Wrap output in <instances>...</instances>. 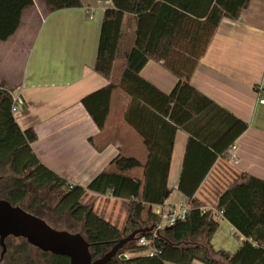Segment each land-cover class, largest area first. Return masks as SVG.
Masks as SVG:
<instances>
[{"label":"trees","instance_id":"1","mask_svg":"<svg viewBox=\"0 0 264 264\" xmlns=\"http://www.w3.org/2000/svg\"><path fill=\"white\" fill-rule=\"evenodd\" d=\"M111 1L113 6L105 10L101 25L95 71L111 79L120 56L126 13L137 16L136 40L125 55L119 78L84 96L82 104L102 130L114 91L122 89L129 96L124 118L144 141L145 162L119 154L111 162L113 167L99 173L87 187L72 184L38 157L33 149L38 138L35 130L20 127L12 110V92L0 86V198L55 228L81 233L90 243L93 259L99 258L135 229L159 221L154 206L165 204L175 136L180 129L189 136L179 181V190L189 198L186 218L160 229L152 243V255L122 256L150 249L139 244L142 236L150 235L148 231L138 234L107 264H264L263 179L241 173L220 194L216 211L204 209L195 196L216 160L229 157V147L247 130L248 123L198 90L191 77L222 18L237 19L250 0ZM43 2L49 13L83 7L81 0ZM33 4V0H0L1 41L16 33L24 8ZM151 59L163 61L177 76L170 92L142 77L141 71ZM138 167H143L142 177L129 173ZM44 191L60 193L54 206ZM89 192L131 200L122 229L100 215L93 204L84 203ZM218 213L243 237L235 253L217 250L211 243L219 228ZM7 243L11 251L3 258L0 255V264H70L67 256L43 252L24 238L19 245H13L12 237ZM34 249L37 253L32 257Z\"/></svg>","mask_w":264,"mask_h":264},{"label":"crops","instance_id":"2","mask_svg":"<svg viewBox=\"0 0 264 264\" xmlns=\"http://www.w3.org/2000/svg\"><path fill=\"white\" fill-rule=\"evenodd\" d=\"M24 8L21 24L8 40H0V86L25 103L14 113L22 129L37 134L33 149L41 161L69 182L87 187L103 170L112 168L119 154L145 162L147 148L124 118L129 96L114 91L104 129H99L82 104L87 94L119 78L126 53L136 40L137 16L126 13L119 58L111 79L95 71L101 25L111 0H81L83 7L49 13L43 0ZM5 3V0H2ZM142 77L170 92L177 76L163 61L149 60ZM192 84L222 107L248 123L234 142L238 157L220 156L195 196L204 209L216 211L222 192L241 174L264 180V0H250L237 19L223 17L199 59ZM188 134L178 130L167 184V208L189 204L179 190ZM142 177L143 167L129 172ZM111 199L122 205L126 220L130 199L89 192V197ZM219 228L211 243L217 250L235 253L243 237L218 213ZM124 221V224L126 222ZM130 257L131 253H125ZM129 254V255H128ZM2 259V258H1ZM191 264H204L194 261Z\"/></svg>","mask_w":264,"mask_h":264},{"label":"water","instance_id":"3","mask_svg":"<svg viewBox=\"0 0 264 264\" xmlns=\"http://www.w3.org/2000/svg\"><path fill=\"white\" fill-rule=\"evenodd\" d=\"M153 226L137 228L116 242L103 256L93 259L90 243L79 232L58 229L45 219L28 212L9 200L0 198V247L1 257L7 251V238H24L43 252L64 255L70 264H107L118 255L124 246L137 239L138 234L152 231ZM126 258V254L122 255Z\"/></svg>","mask_w":264,"mask_h":264},{"label":"built area","instance_id":"4","mask_svg":"<svg viewBox=\"0 0 264 264\" xmlns=\"http://www.w3.org/2000/svg\"><path fill=\"white\" fill-rule=\"evenodd\" d=\"M13 98V107L12 110L16 113L19 108L24 105L25 100L21 95H14L12 94ZM261 103H264V98L260 100ZM237 146L236 144H232L229 147L228 155L230 159L234 160L238 157L237 155ZM154 210L156 214L159 215V221L154 224V228L150 231L149 236H142L139 239V244L141 245H148L150 247L149 254H153L154 250L152 249V243L158 237L160 229H162L165 225H171L177 222L178 220H184L186 218V214L189 210V204H182L180 207H170L167 208L165 204H158L154 206ZM164 221L166 224L164 225ZM152 249V250H151Z\"/></svg>","mask_w":264,"mask_h":264},{"label":"rangeland","instance_id":"5","mask_svg":"<svg viewBox=\"0 0 264 264\" xmlns=\"http://www.w3.org/2000/svg\"><path fill=\"white\" fill-rule=\"evenodd\" d=\"M48 193V199L50 201L51 206H54L58 200H59V194L58 192L55 191H44L43 194ZM86 204H93L95 210L102 215L103 217L109 219L110 221H112L113 223H115L117 226H119L121 229L124 226V221L126 220V213L124 210V207L120 204H118L117 202H113L111 199H105L104 197H101L100 199H95L94 197H89L87 200H85ZM178 208L180 206H177ZM48 217V216H47ZM50 218V217H48ZM166 224V222L164 221V225ZM58 227H63L62 225H59ZM7 242V240H6ZM12 243L13 245H19L22 243V238H16V237H12ZM8 244V243H7ZM10 246L7 245V251L4 254V256L11 251L10 250ZM0 251L2 252V248L0 247ZM0 252V255H1ZM149 249L147 248V250H145L144 252L141 253H131L130 256L131 257H136L139 255H142L144 253L148 254ZM37 253V250L34 249L32 250V257H34ZM129 255V254H128ZM3 256V257H4ZM3 261H1V264H6L5 262L2 263Z\"/></svg>","mask_w":264,"mask_h":264}]
</instances>
